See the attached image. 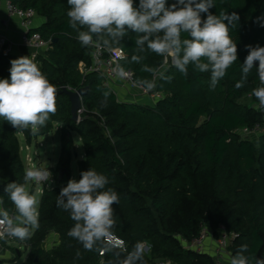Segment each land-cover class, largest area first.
I'll list each match as a JSON object with an SVG mask.
<instances>
[{"label": "trees", "instance_id": "16d2710c", "mask_svg": "<svg viewBox=\"0 0 264 264\" xmlns=\"http://www.w3.org/2000/svg\"><path fill=\"white\" fill-rule=\"evenodd\" d=\"M8 1L21 10L33 9L44 20L33 32L49 46L33 62L56 87V112L36 134L0 118V199L10 214H15V207L4 189L12 182L25 184L18 133L31 143L58 125L61 135V153L53 173L56 184L42 193L38 227L34 232L29 228L28 255L22 264H120L137 242L150 248L137 264H221L212 255L182 244L192 246L207 227L217 240L221 228L236 236L228 247L230 259L245 245L244 255L264 259V133L258 134L257 144L241 134L257 125L264 127V116L255 107L239 103L248 94L255 105L259 103L252 95L264 86L256 70L258 61L243 87H235L242 78L247 46L264 47V0H215L209 9L214 15L225 11L239 17L235 27L229 25L237 44V61L215 88L210 87V72L201 73L192 65L187 76L168 67L165 76L170 79L142 71L145 65L160 67L164 57L147 50L136 53V33L128 31L113 43L110 49L124 53L122 67L132 71L135 81L156 80L152 93L162 98L154 106L120 101L100 76L80 71L81 63L90 65L93 47L82 46L70 27L67 0ZM167 2L171 5L175 0ZM134 3L138 6L139 0ZM201 17L206 19L207 14ZM134 54L143 56L140 63L131 61ZM12 60L0 55V79H10ZM64 88L75 92L88 88L79 123L72 121L69 97L61 93ZM104 92L109 93L106 101ZM73 133L79 135L85 154L78 161V181L91 168L107 176L106 188L119 196V203L113 205L116 224L111 231L125 243V250L103 240L87 251L68 235L75 221L57 207V196L72 179ZM60 169L68 172L61 183ZM53 234L59 243L47 249L46 241Z\"/></svg>", "mask_w": 264, "mask_h": 264}, {"label": "clouds", "instance_id": "9594fccd", "mask_svg": "<svg viewBox=\"0 0 264 264\" xmlns=\"http://www.w3.org/2000/svg\"><path fill=\"white\" fill-rule=\"evenodd\" d=\"M67 3L69 25L77 32L82 46L103 45L110 49L128 31L136 33V53L147 50L164 57L160 67L145 65L142 68L154 78L170 79L165 76L170 58L171 66L185 76L189 65L201 73L210 72V87L215 88L237 61V44L230 35L229 25L235 27L239 17L225 11L219 15L209 12L215 0H175L171 5L167 0H139L138 6L134 0H67ZM202 13L207 14L206 19H202ZM182 34L186 37L182 38ZM247 48L242 78L235 85L237 89L243 87L257 61L259 81L264 85V47L248 45ZM142 59L138 54L131 57L135 63ZM9 71L10 79H0V118L18 130L30 128L36 134L50 114L56 112V87L28 56L12 60ZM117 75L124 78L127 72L119 67ZM139 83L145 92L157 87L155 79H143ZM103 95L106 101L109 93ZM252 95L259 101L258 107L264 109V86L254 89ZM50 177L48 170H27L24 180L26 184L47 181ZM25 184L12 182L4 189L15 207V214L10 215L7 209L0 207V226L5 228L0 236L24 240L30 236V226L38 227V200ZM108 184L107 176L90 168L81 173L79 181L69 180L57 196V207L69 212L75 221L68 235L87 251L93 250L98 241L108 240L113 235L111 230L116 224L113 205L119 203V196L112 188H106ZM246 251L247 246H242L230 264H252L253 259L255 264H264V259L244 255ZM144 252V243L137 242L120 264H137Z\"/></svg>", "mask_w": 264, "mask_h": 264}, {"label": "built area", "instance_id": "2783aa9c", "mask_svg": "<svg viewBox=\"0 0 264 264\" xmlns=\"http://www.w3.org/2000/svg\"><path fill=\"white\" fill-rule=\"evenodd\" d=\"M4 9L6 14L9 17H16L20 20L21 26L23 29V34L21 36V44L30 49L32 53L30 54V59L32 61H35L38 56L43 55L45 51L48 49L49 43L44 41L41 37V35L37 32H33V30L36 28V20H37V14L33 9L29 10H21L17 8L15 5H13L8 0H0V11ZM0 24H3L4 26H7L6 21L3 19H0ZM13 53V45L9 41V39L6 37L5 34L0 33V55L3 56H10L12 57ZM125 55L120 49H109L104 46L100 47H93L92 53H91V63L90 65H86L84 63L80 64V71L84 74L87 73H95L98 76H100L103 80V83L107 85L108 87H111L116 96L119 98V95L116 92V89L119 87L124 86L125 88H128L136 93H138V96H144V97H150L154 102H156L158 99L162 98V94L160 93H152V90L150 92H145L140 85L139 82L135 81L134 75L132 71L125 70L127 72V76L124 78H121L117 75V71L119 67H122V61L124 60ZM171 66V59L169 58V62L166 65V67ZM159 77V76H157ZM122 88V87H121ZM259 103L255 105V108L264 116V109H260L258 107ZM84 109L82 108L79 112V119L81 121V115L83 113ZM264 133V127H261L257 125L254 130L250 131L247 129H244L241 134H244L246 136L251 134H259ZM27 170H42L46 171L48 169L42 168L40 165L36 166L34 163H28L26 166ZM51 173V177L47 181H31L35 186L36 185H43L44 189H50V185H55V178L53 175L52 169L48 170ZM14 215V214H10ZM5 228L0 226V232H4ZM219 238L216 241L217 244V252L220 251L221 253H225L227 251L226 256L221 255L219 253V257L224 260H228V263L230 264V254L228 253V247L231 245L234 238H236L235 235H228L225 233V230L221 228L219 231ZM220 232H222L220 234ZM4 241H14L19 240L20 242L23 240H20L18 238L4 235L0 236ZM206 240V235L203 234L200 240L194 242L192 246H202L204 244V241ZM108 243L109 241L112 242V246L115 248H120L125 250V243L119 239H116L115 237L111 236L106 240ZM24 246H26V242L24 239ZM118 246V247H116ZM103 253H101L102 255Z\"/></svg>", "mask_w": 264, "mask_h": 264}, {"label": "rangeland", "instance_id": "374dc122", "mask_svg": "<svg viewBox=\"0 0 264 264\" xmlns=\"http://www.w3.org/2000/svg\"><path fill=\"white\" fill-rule=\"evenodd\" d=\"M121 87L116 89V92L119 96L123 93V91L126 92L127 95L132 94V96H133V93H136L128 88H125L122 85ZM140 98L143 99L144 96H140ZM151 102L153 105H155L156 103L154 101H151ZM239 103L247 104L251 107H255V104L251 100V96L249 94L244 96L239 101ZM72 136H73V141H74V149L72 151V162H71L72 179H78V161L80 160V156L84 155V149H83L82 142H81L79 135L77 133H73ZM242 136L254 141L256 144L258 142L257 140L258 134H251L248 136L242 134ZM21 139L23 140L22 141L23 144H25V140L23 136L21 137ZM60 153H61V135H60L59 127L55 125V128L49 135L39 137L37 140L35 139L33 140L30 152L24 151L22 153V160L25 166H27L28 162H27L26 156L27 154H30L36 166L40 165L42 168H45L48 170L52 169L54 173L59 157H60ZM55 184H56V179H55ZM54 186L53 184L50 185V187L52 188ZM26 188L30 192V194L32 193V190H34L33 194L36 196L38 200V205H37V209H38L39 201L41 198V192L44 190V186L43 185L35 186L31 181H28ZM29 228H31L32 231L36 229V227H31V226ZM221 233L222 232H220V234ZM204 234L206 235V240L204 241V244L202 246H198V247L196 245L188 246L185 242H182L183 246L196 250V251L210 254L221 264H229L228 260H224L223 258L221 259L220 258L221 256L219 257V253L221 255H224L225 253H227V251L225 253H221L220 251L217 252V244H216L217 239L214 233L209 229V227H207L204 230ZM58 243H59L58 237L55 234H53L47 239L45 248L52 249L56 247ZM149 250L150 248L147 245H145L144 253L147 254ZM27 255L28 254H27V251L25 250L24 240L21 242L19 240H14V241H9V242L5 240V243H4V240L0 238V260L5 261L6 262L5 264H22L27 258Z\"/></svg>", "mask_w": 264, "mask_h": 264}, {"label": "crops", "instance_id": "0c3cea01", "mask_svg": "<svg viewBox=\"0 0 264 264\" xmlns=\"http://www.w3.org/2000/svg\"><path fill=\"white\" fill-rule=\"evenodd\" d=\"M0 19L1 20L3 19L7 23V26H4L3 24H0V33L5 34L6 37L9 39V41L13 45L12 58L13 59H18V58L24 57V56H28L30 58V54L32 53V51L30 49L24 47L21 44V36L23 34V29H22L20 20L18 18H16V17H9L6 14L4 9H2L0 11ZM43 23H44L43 19L37 18V20H36V28L41 26ZM134 96H136V97H134ZM119 100L120 101H126V102H134V103H138V104H142V105L154 106L152 104V102H151L153 100L150 97H144L143 99H141L140 96H138V94H136V93H133V96H132V94L131 95H127L126 92L123 91V93L119 96ZM59 130H60V127H59ZM22 136L24 137V135L21 132L18 133V138H19V142H20L21 157H22V153L24 151L30 152L31 145H32V142L34 140L33 139L32 142L29 143V142L26 141V139L24 137L25 144H23V142H22L23 140L21 139ZM35 140H37V139H35ZM41 147H42V145H41ZM84 157H85V154L81 155L80 156V160L84 159ZM26 159H27L28 163H34L33 158L30 156V154H27ZM75 180L78 181V179H75ZM43 191L41 192V196H42ZM32 192L34 193V190H32ZM0 207H2V204H0Z\"/></svg>", "mask_w": 264, "mask_h": 264}, {"label": "water", "instance_id": "95a60500", "mask_svg": "<svg viewBox=\"0 0 264 264\" xmlns=\"http://www.w3.org/2000/svg\"><path fill=\"white\" fill-rule=\"evenodd\" d=\"M88 88H83L77 92L70 91L66 88L63 89L61 93L67 95L69 97L71 103V115L72 121L75 123H79V112L82 109V99L87 94ZM68 175V172L65 169H60L58 172V182L61 183L65 176Z\"/></svg>", "mask_w": 264, "mask_h": 264}]
</instances>
